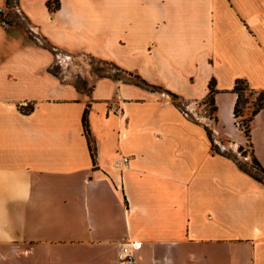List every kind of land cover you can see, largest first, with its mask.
Segmentation results:
<instances>
[{"label": "crops", "instance_id": "0c3cea01", "mask_svg": "<svg viewBox=\"0 0 264 264\" xmlns=\"http://www.w3.org/2000/svg\"><path fill=\"white\" fill-rule=\"evenodd\" d=\"M1 5L0 264H117L124 242L136 264H264V182L235 160L247 138L233 91L245 79L264 92V0ZM61 53L113 62L195 119L122 78L88 71L89 89L78 86L51 71ZM211 80L216 120L206 122L197 105ZM250 130L264 168V105Z\"/></svg>", "mask_w": 264, "mask_h": 264}, {"label": "trees", "instance_id": "16d2710c", "mask_svg": "<svg viewBox=\"0 0 264 264\" xmlns=\"http://www.w3.org/2000/svg\"><path fill=\"white\" fill-rule=\"evenodd\" d=\"M48 6L52 8V2H49ZM98 60L104 64L102 67H97L94 70L96 73H98L99 76H110V77L122 78L128 82L135 83L137 85L143 86L153 91H160V92L168 93L165 89H163V87L151 84L147 82L146 80L141 79L139 75L134 74L132 72L125 71L113 62L105 61L101 59H98ZM51 71L58 74L59 68L54 66L53 68H51ZM125 75H128L129 77L127 78L125 77ZM86 83L87 81L83 80L80 84L78 83L76 84L78 86L85 87ZM233 91L238 94L236 103L234 105V117L236 119H241L243 124L247 122L249 123L245 127L244 132L247 137V144L252 149L250 123L252 119L254 118V116L263 108L264 92H256L254 89L250 88L248 82L245 79H237L235 81ZM215 92H216L215 80H211L210 92L208 96L200 103L206 105L207 115H209L210 117L216 120L215 112L217 110V107L215 105V98H214ZM168 94L172 97L175 105H177L181 111L187 114L189 118L193 120L195 119L190 113H188V111L185 108V105L179 101V97L177 95L172 94V93H168ZM249 104H251L252 110L248 116H245V109ZM22 109L24 112H30L33 109V106L23 107ZM88 113H89V108L87 107L83 112L82 123H83L84 133L87 137V140L90 146L92 159L95 162L96 151H95V146H94V139L91 135V131L89 127ZM207 131L212 140L213 149L218 151L219 147L218 145L214 143L212 130L209 127H207ZM242 148L243 147L241 146L240 150ZM226 153L230 154V152H226ZM235 160L241 169L249 173L251 176H253L257 180L264 182V168L255 156H251V159L249 161H243L238 156H235Z\"/></svg>", "mask_w": 264, "mask_h": 264}, {"label": "rangeland", "instance_id": "374dc122", "mask_svg": "<svg viewBox=\"0 0 264 264\" xmlns=\"http://www.w3.org/2000/svg\"><path fill=\"white\" fill-rule=\"evenodd\" d=\"M61 57H62L61 58L62 67H59L60 74L65 72V74L74 75L73 80L75 81V83H78V84H80L84 80L83 76L86 75L88 71H90L92 76H99L98 73H96L94 70L97 67H102L104 65L98 59L93 58L89 55H79V56L71 57L69 55L62 54ZM125 77L128 78L129 76L125 75ZM84 81H86V80H84ZM88 81L90 82L91 79ZM89 82L86 83V86H85L86 89H89V87H88ZM248 124L249 123L247 122L244 124V126L246 127ZM245 127H243V128L245 129ZM229 146H230V144H229ZM242 146L246 149L245 151L243 150L244 154H246L247 157L251 159V148L247 144V140H246L245 144ZM230 148L232 149L231 152H233V153L237 152V149L235 150L231 146H230ZM238 157L241 160L246 161V159L241 157L239 154H238Z\"/></svg>", "mask_w": 264, "mask_h": 264}, {"label": "built area", "instance_id": "2783aa9c", "mask_svg": "<svg viewBox=\"0 0 264 264\" xmlns=\"http://www.w3.org/2000/svg\"><path fill=\"white\" fill-rule=\"evenodd\" d=\"M8 11L9 8L8 6H0V23L3 27H9L10 21L8 18ZM197 108L199 109L200 116L202 119H204L206 122H213L215 121L214 118L210 117L207 115V110H206V105L205 104H198ZM203 109V110H202ZM237 125L244 131V124L242 123L241 119H236ZM243 150L245 151L246 149L243 147L241 150H238V154L248 160V157L246 154H244ZM129 162V157H121L116 161V166L117 167H124L125 164ZM117 264H136V256H135V251L133 248V245L131 242H124L121 244L119 247L118 253H117Z\"/></svg>", "mask_w": 264, "mask_h": 264}]
</instances>
